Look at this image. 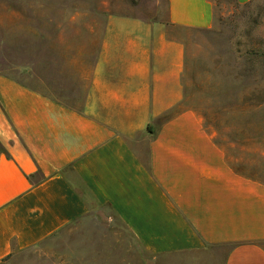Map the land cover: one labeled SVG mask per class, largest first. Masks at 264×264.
Instances as JSON below:
<instances>
[{"label": "crops", "instance_id": "obj_1", "mask_svg": "<svg viewBox=\"0 0 264 264\" xmlns=\"http://www.w3.org/2000/svg\"><path fill=\"white\" fill-rule=\"evenodd\" d=\"M158 1L151 16L60 17L59 46L47 25L36 49L35 16L0 0V263L73 228L123 226L138 264H264V181L182 108L186 51L170 29L212 28L214 0Z\"/></svg>", "mask_w": 264, "mask_h": 264}, {"label": "rangeland", "instance_id": "obj_2", "mask_svg": "<svg viewBox=\"0 0 264 264\" xmlns=\"http://www.w3.org/2000/svg\"><path fill=\"white\" fill-rule=\"evenodd\" d=\"M2 1L17 2L20 14L35 16L36 49L44 46L42 31L47 25L51 30L47 45L59 46L55 32L62 26L60 17L76 13L86 16L100 13L151 16L158 12V6L154 4L159 2ZM214 8V26L208 30L170 29L171 36L179 39L186 51L182 108H194L202 115L205 128L227 149L228 158L236 169L264 181V65L260 58L264 54V0H251L244 5L214 0ZM43 17H50L51 22L43 24ZM249 50L258 54L253 65H249L243 56ZM33 57L42 69L43 56L36 54ZM248 68L253 69L252 75L246 71ZM129 241L131 238L123 226H88L79 231L73 228L54 238L51 248L16 253L0 264H68L71 255L73 258L91 255L94 264H122L120 261L130 256V264H138L143 252L133 241L128 249ZM145 257L147 264H156L149 253ZM198 258L201 257L169 256L157 264H209Z\"/></svg>", "mask_w": 264, "mask_h": 264}, {"label": "trees", "instance_id": "obj_3", "mask_svg": "<svg viewBox=\"0 0 264 264\" xmlns=\"http://www.w3.org/2000/svg\"><path fill=\"white\" fill-rule=\"evenodd\" d=\"M229 1H232V2H235V3H237L236 1H234V0H229ZM249 3V2H248ZM237 4H239V3H237ZM247 4V3H246ZM240 5V4H239ZM244 5V4H243ZM196 30H202V29H196ZM208 30V29H207ZM243 56H244V58H245V61L250 65H253V63H254V60L256 59V57H258V54L257 53H255V52H253V51H251V50H249V51H247V52H245L244 54H243ZM262 57V58H261ZM260 58H261V61H262V63H263V65H264V54H262L261 56H260ZM249 70V71H248ZM246 71H248V74H250V75H252V72H253V69L251 68V69H246Z\"/></svg>", "mask_w": 264, "mask_h": 264}]
</instances>
